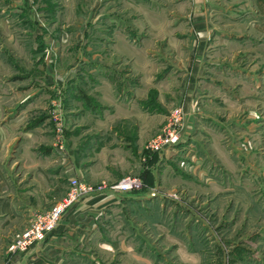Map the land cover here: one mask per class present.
<instances>
[{
    "label": "rangeland",
    "instance_id": "1",
    "mask_svg": "<svg viewBox=\"0 0 264 264\" xmlns=\"http://www.w3.org/2000/svg\"><path fill=\"white\" fill-rule=\"evenodd\" d=\"M91 8L98 14L81 41L77 34L82 16ZM206 22L210 29L206 30ZM119 35L131 45H121L127 57L113 46L112 40ZM68 69L70 74L93 71L95 77L114 84L118 101L129 104L134 115L116 122L122 133L131 130V150L138 146L132 140L140 131L144 139L141 162L146 166L157 154L176 173L164 180L175 190L162 197V209L154 202L147 209L151 212L147 214L160 219L164 231L176 234L179 243L200 257L199 264H264V0H0L3 189L48 185L47 172L43 167L33 170L27 154L64 155L66 144L72 146L66 143L70 135L87 128L74 126L84 120L85 111L78 109V103L104 117L105 106L87 94L81 83L94 78L84 75L76 85L73 78L61 80L59 75ZM137 87L139 94H145L132 98ZM209 103L213 110L208 112H220L215 113L218 121L228 118V128L207 117ZM176 108L182 113L178 143L174 149L149 153L145 145L161 132ZM236 114H240L238 120L232 118ZM248 114H256V126L245 128L242 118ZM189 117L190 133L184 134ZM97 136L82 141L79 137L74 146L85 149V156L90 150L99 151L102 142L96 143ZM219 146L229 154L226 165L219 160ZM51 171L56 176L52 180L58 181L54 190L62 193L66 186L67 191L70 179L61 177L58 165ZM206 174L220 177L227 194L206 192ZM9 194L4 192L3 197L10 201ZM61 198L9 226L13 233L9 252L16 234ZM163 238H153L156 244L162 243L158 246L166 247L161 254L147 257L155 264H185L172 254L176 243L168 244ZM240 244L248 248V255L244 262L235 263L231 250ZM13 254L3 255L5 264L17 259ZM107 257L111 258L103 256ZM170 257L174 262L165 260ZM112 261L121 264L122 256L115 255Z\"/></svg>",
    "mask_w": 264,
    "mask_h": 264
},
{
    "label": "crops",
    "instance_id": "2",
    "mask_svg": "<svg viewBox=\"0 0 264 264\" xmlns=\"http://www.w3.org/2000/svg\"><path fill=\"white\" fill-rule=\"evenodd\" d=\"M97 14L94 8H91L85 16H82L84 20L80 23V34H77L81 41L85 36L84 32L88 31L90 20ZM91 26L92 24H90ZM192 27L194 28L195 26L192 25ZM210 27V24L206 22V30L210 29ZM96 28V26H92V29ZM112 41L115 50L117 48V53H121L127 57V49L121 47V45L125 47L131 45L129 43L127 44V41L125 42L120 35ZM76 57L77 55L75 54ZM70 73L69 69L65 70L64 73L59 75V78L64 81L73 78V84L75 85L77 79H81L80 81L83 80L84 75L89 80L94 78L92 81L95 85L91 81L81 83L87 89V94H91L92 97L94 95L99 103L105 106L102 109L104 117L101 116V118L95 113L97 112L96 110L92 112L84 104L78 103V109L85 111L82 118L84 120L74 124V126L80 127V125H86L87 128L79 134L70 135L66 143L70 141L69 143L72 146L66 144L64 155L61 152H59L60 156L57 157L54 155L48 156L50 154L44 155L43 157L36 156V154L32 155L31 153L27 154V159L33 170H40L43 167L47 172L46 174L43 171L47 175V186L43 188L41 186L40 188V186H36L37 184H29L26 188L19 190L17 185L13 187L9 185L5 189L0 185V264H5L4 259L7 256L15 257L16 255L13 253L17 254V259L13 264H18V262H21V264H114L112 260L115 255L122 256V262H119L121 264H155L147 256L149 254H161L160 252L166 248L158 246L162 243L156 244L153 241L155 236L168 239V244L174 245L176 243L172 254L178 256V261L185 264H199L200 257L188 251L183 243H179L176 234L170 231H164L160 219L155 218L147 210L152 202L158 204L160 210L162 209V197L165 193L175 190L173 184L167 185L164 180L166 176H176V173L168 165L163 164V157L157 154L154 155L152 163H148L145 166L141 162V158L144 156L141 152L144 146L141 147V143L144 139L141 138L139 130L136 141L132 140L138 146L136 145L135 149L133 145L134 150H131V139L129 138V132L131 130L127 128L128 131L122 133L117 129L118 123L116 124V122L118 120H128L134 115H132V109L129 108V104L124 105L118 101L117 95L114 93V84L108 82L107 78L95 77V73L89 70L75 71L73 74ZM135 89L132 98H140L141 95L144 96L143 94L145 92L139 94V87ZM208 96L210 97L209 100H211L212 95L208 94ZM211 108L213 110L211 103L206 104L205 111L206 113H210L207 117L218 122L224 128H228L229 123H231L227 121L228 118H221L218 121L217 114H215L217 110L208 112ZM211 114L216 116V119L211 117ZM218 114L221 115L220 112ZM85 116L88 118L85 119ZM239 117L240 114H236L232 118L238 120ZM256 118V114H248L242 118V121L245 120V128L256 126ZM191 119L192 117H189L186 126L187 131L184 134L190 133L188 129L191 128ZM228 130L231 129L229 128ZM134 131H137V129L135 128ZM244 132L246 133L247 131ZM248 132L251 135L249 129ZM98 134L99 136L97 137L99 138H97L96 143L98 144V140L102 142L99 151L90 150L92 153H87L85 156L82 155L85 149L74 146L79 137H83L81 139L82 141L84 137L87 139ZM73 135L76 137L75 142L72 141ZM243 135L247 137L244 133H241V137ZM219 148V160L226 165L229 154L227 156V153L222 150L223 147L221 148L219 146ZM171 149H174V147ZM56 158H58V161ZM84 158L90 160H84ZM223 164H220V166ZM56 165L60 168L59 174H62L61 177L67 181L73 177H77L90 182L105 180L108 183H112L119 180L115 179V177L120 174L126 176L135 175L142 179V189L132 192H119L105 188L101 192L91 194L71 206L64 213L57 228L48 232L43 240L32 243L25 251L14 252L12 250L9 252L8 247L12 242L13 235V233H10L12 228L9 226L20 218L25 220L24 216L30 214L33 210L41 207H49L52 202L58 200L65 194L66 186L62 193H60L61 189L54 190L58 181L52 180L51 177L56 176H53L51 170ZM237 189L244 190L239 189V187H236ZM7 191L11 195L10 201L3 197V193ZM51 191L52 193H50ZM206 192H222L223 194H227V187L224 186L220 177L212 178V175L206 174ZM147 212L150 213L147 214ZM13 225V227L16 226V224ZM7 227L9 230L6 229ZM231 251L234 255L233 259L235 263L237 261L244 262L248 255V248H244L241 244L235 245ZM4 254L6 255L5 258L3 257ZM105 254L106 256H111V258H103ZM168 259H170L171 263L174 262L171 257L165 260L168 261ZM234 260L232 261L234 262ZM157 264L165 263L159 261Z\"/></svg>",
    "mask_w": 264,
    "mask_h": 264
},
{
    "label": "built area",
    "instance_id": "3",
    "mask_svg": "<svg viewBox=\"0 0 264 264\" xmlns=\"http://www.w3.org/2000/svg\"><path fill=\"white\" fill-rule=\"evenodd\" d=\"M168 118L167 124L161 132L152 137L145 149L149 153L162 152L173 148L180 139V128L182 125V113L176 108ZM142 181L138 176L127 175L116 182L93 185L79 178H71L65 195L50 209L44 210L34 216L31 225L23 232L16 234V242L12 244L14 250H24L34 242L44 239L46 234L57 227L61 218L68 208L78 202L82 197L100 192L105 188L119 192H132L141 189Z\"/></svg>",
    "mask_w": 264,
    "mask_h": 264
}]
</instances>
